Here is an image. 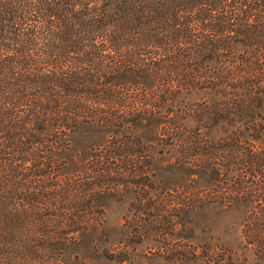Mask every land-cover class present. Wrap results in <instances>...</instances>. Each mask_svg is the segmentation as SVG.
Returning a JSON list of instances; mask_svg holds the SVG:
<instances>
[{"label": "trees", "instance_id": "obj_1", "mask_svg": "<svg viewBox=\"0 0 264 264\" xmlns=\"http://www.w3.org/2000/svg\"><path fill=\"white\" fill-rule=\"evenodd\" d=\"M162 126L177 208L238 213L264 264V0H0V264L123 262L99 204Z\"/></svg>", "mask_w": 264, "mask_h": 264}, {"label": "rangeland", "instance_id": "obj_2", "mask_svg": "<svg viewBox=\"0 0 264 264\" xmlns=\"http://www.w3.org/2000/svg\"><path fill=\"white\" fill-rule=\"evenodd\" d=\"M166 119V114L158 118L162 122ZM164 128L133 133V138L141 137L144 144L131 150L148 152L141 168L144 174L134 179L107 178L114 189L99 204L104 212L99 251L106 257L123 258L118 264H263L258 247L249 243L248 236L253 233L243 226L246 223L238 213L207 209L185 217L177 208L176 202H182L196 179L184 177L183 159L178 162L179 149L168 146ZM118 136L124 138L121 133ZM105 151L103 146L90 149L92 154L104 155ZM93 163L89 158L84 165L91 169ZM111 164L120 165L116 161ZM87 179L89 183L96 182ZM116 181L145 185H117ZM175 213L180 218L170 219ZM98 264L117 263L102 258Z\"/></svg>", "mask_w": 264, "mask_h": 264}]
</instances>
